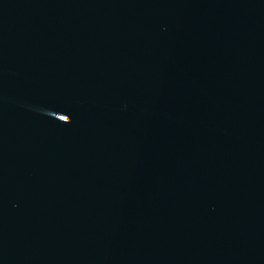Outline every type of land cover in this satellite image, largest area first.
<instances>
[{
    "label": "water",
    "instance_id": "1",
    "mask_svg": "<svg viewBox=\"0 0 264 264\" xmlns=\"http://www.w3.org/2000/svg\"><path fill=\"white\" fill-rule=\"evenodd\" d=\"M0 264H264V0H0Z\"/></svg>",
    "mask_w": 264,
    "mask_h": 264
}]
</instances>
